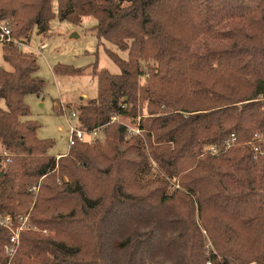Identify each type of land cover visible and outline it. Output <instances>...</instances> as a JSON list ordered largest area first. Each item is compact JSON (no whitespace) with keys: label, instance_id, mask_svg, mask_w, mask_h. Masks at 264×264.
<instances>
[{"label":"trees","instance_id":"trees-1","mask_svg":"<svg viewBox=\"0 0 264 264\" xmlns=\"http://www.w3.org/2000/svg\"><path fill=\"white\" fill-rule=\"evenodd\" d=\"M86 17L128 59L108 50L121 73L95 70L98 97L76 109L105 140L60 158L23 119L45 87L37 56L2 46L0 216L30 213L50 233H23L11 264H264V0H0L16 40ZM10 236L0 227V264Z\"/></svg>","mask_w":264,"mask_h":264},{"label":"rangeland","instance_id":"rangeland-1","mask_svg":"<svg viewBox=\"0 0 264 264\" xmlns=\"http://www.w3.org/2000/svg\"><path fill=\"white\" fill-rule=\"evenodd\" d=\"M95 24L96 19L93 17L84 18L81 26L56 19L53 21L51 30L46 36H40L35 33L32 38L31 44L33 47H37L43 41L48 45L47 52L43 56H37L39 65L37 75L45 82V87L39 96L28 95L26 97V103L30 107L32 114L23 119L38 122L40 125L38 137L42 140H52L55 143V146L50 151V155L54 157L59 154H66L70 150L71 127H77L78 125V121L71 118V111L85 104L87 100H93L98 97V79L94 71L106 69L114 75L121 73L120 68L110 59L107 51L111 50L118 53L123 59H128L127 51H122L116 45L107 41H100L89 30ZM2 46L0 45V67L12 71L11 65L4 59ZM62 65L83 69L85 73L81 76L56 74L55 68ZM145 80L146 78L143 77L141 83H144ZM84 95H87L86 99L83 98ZM61 103L64 104L63 106L67 109V113L61 108L63 107ZM0 107L5 108L4 100H0ZM124 124H127L130 131L133 132L130 134L138 132L137 127L133 126L131 121L126 120ZM98 138L101 141L105 140L104 134H101ZM85 139L90 144L96 141L93 135H87ZM2 152H4V147L0 141V154ZM157 174V169L154 167L148 177H155ZM63 180L68 181L69 179L64 177ZM58 184H61V182L59 181ZM25 215H29L31 218L30 213ZM37 229L38 231L30 232L50 234L47 230L43 231L38 227ZM203 234L205 235L206 251L209 254L214 248H212L207 233L203 231ZM21 244L22 241L19 248ZM13 258L9 261L10 264Z\"/></svg>","mask_w":264,"mask_h":264},{"label":"built area","instance_id":"built-area-1","mask_svg":"<svg viewBox=\"0 0 264 264\" xmlns=\"http://www.w3.org/2000/svg\"><path fill=\"white\" fill-rule=\"evenodd\" d=\"M7 44H12L16 46L20 51H22L25 54H30V55H35V56H43L47 50H48V45L46 42H41L40 44L37 45V47H33L32 44L29 41L26 40H16L11 32L10 28V23L9 21L6 20H1L0 21V45H7ZM63 106L64 104L61 103ZM61 107V106H60ZM65 113L67 109L65 107H61ZM71 118L73 120L78 121V114L77 111H71ZM117 117L113 118V121H116ZM106 126L102 128L95 129L91 132L84 131L77 127H71V138H70V148L73 147L77 142H88L85 137L87 135H93L95 137V140H99L98 136L101 134L105 136V131ZM130 133H133L132 131L129 130ZM135 132V131H134ZM136 134H140V130ZM89 143V142H88ZM235 137L232 136L231 139H228L225 141L223 144L220 146H212L209 148V151L213 155H218L221 152L228 150L232 146L235 145ZM0 157L3 158H8L7 161H10V154L8 152H2L0 154ZM38 186L34 187L31 191L32 192H37L38 191ZM0 227L5 228L10 231L11 236H10V241L9 244L7 245L5 252L6 255L11 258L14 257V255L17 253L20 243H21V236L25 232H30V231H38L37 227L32 223V220L29 215H5V216H0ZM10 264V263H9ZM211 264V263H209Z\"/></svg>","mask_w":264,"mask_h":264},{"label":"crops","instance_id":"crops-1","mask_svg":"<svg viewBox=\"0 0 264 264\" xmlns=\"http://www.w3.org/2000/svg\"><path fill=\"white\" fill-rule=\"evenodd\" d=\"M32 38H33V36H32ZM32 38H31L30 41H29L30 43H32ZM43 42H44V41H43ZM83 98L86 99V98H87V95H84ZM55 106H56V105H55ZM66 154H68V153H66ZM66 154H59V155H56L55 157L60 158V157H62V156H65Z\"/></svg>","mask_w":264,"mask_h":264}]
</instances>
